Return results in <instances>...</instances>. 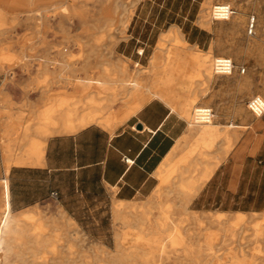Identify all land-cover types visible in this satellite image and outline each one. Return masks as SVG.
Returning a JSON list of instances; mask_svg holds the SVG:
<instances>
[{"label":"crops","instance_id":"crops-1","mask_svg":"<svg viewBox=\"0 0 264 264\" xmlns=\"http://www.w3.org/2000/svg\"><path fill=\"white\" fill-rule=\"evenodd\" d=\"M1 1L2 18L8 14L10 3L17 4V7L38 8L42 2ZM239 1L242 9L233 8L234 15L229 21H213L210 29L198 25L202 5L206 0H95L88 3L91 9L133 10L134 13L128 24L126 38L119 39L115 45L111 64H106L107 54L103 50L99 53L97 65L67 67L66 73L72 75L71 84L74 86V82L79 81L82 87H70V82L67 81L65 97L60 106L64 108L61 111L66 120L74 121L80 116L91 117L98 114L102 119L112 121L113 128L95 121L73 133L49 134L50 129L46 128L43 114L50 110L52 115L53 109L47 107L38 113L34 108L42 106L39 98L26 99L20 96L12 100L6 99V105H11L13 101L17 106L13 108L15 114L2 120L6 128L7 148L4 150L5 169L0 156V178L8 180L11 210L14 213L25 211L48 201L51 193L57 192V203L66 214L80 223L85 232L99 233L102 220L99 222L96 219L105 218L107 212L112 210L114 201L133 202L153 193L159 183L158 170L173 153V149L177 150L172 154L171 163L181 159L196 161L195 149H202L216 140V137L215 145L220 141L222 145L214 156L207 159L209 164L201 169L194 184L207 167L212 168L211 174L192 200L197 201L203 197L210 199L219 189L217 202L220 203H264V116L252 118L248 113L239 114V108L246 106L250 99L249 76L252 73L247 74V68L244 75L238 71L239 67H245L243 61L239 60V51L247 48L249 36L246 30L250 16L256 17V30L262 31L264 0L257 9L248 5L249 0ZM22 20L25 21V16ZM174 27L182 32L181 39L188 46H196L203 53L211 52L214 57L219 56L216 45L222 38L231 49L228 56L233 59L236 67L233 74L214 75L208 84L207 96L218 124L213 121L209 128L203 130L196 126L199 128L191 131L192 127L182 116L180 108L193 98L190 95L191 89L182 90L184 93L180 94V100L177 101L175 90L166 86L164 81H157L155 91L162 97L153 96V69L158 68L155 71L158 75L164 72L166 74L158 66L161 60L153 58L156 43L160 41L164 31ZM223 28L224 35L221 32ZM25 31V24L20 21L13 40L22 42L26 36ZM200 34L205 36L203 40L198 39ZM69 37L72 41L77 40L74 33ZM258 40L264 45V33L259 34ZM31 41L40 42L42 39L33 34ZM46 41L54 45L61 38L47 34ZM141 50L142 55H138L137 51ZM16 51L20 54L19 46ZM73 52L77 54L76 49ZM25 59L26 56L23 55V60ZM15 73H23L20 66ZM31 73L34 74L35 70ZM199 73L201 76L205 75L203 71ZM107 74L115 75V79L107 77ZM90 76L93 79L86 78ZM130 78L141 84L138 90L128 87L122 89L123 80ZM95 80L99 84H95ZM75 97H79L76 101L81 103L80 112L76 116L74 111L78 108L74 110ZM139 102V108L131 113ZM23 105L33 107L34 112L30 117L19 114L22 111L19 107ZM128 112L129 116L119 121ZM50 118L58 120L57 116ZM29 121L33 125L29 127V134H26V123ZM230 126L242 129L235 139L233 132L226 131ZM211 131L216 132L213 137L204 135ZM1 133L0 130V135ZM226 138L232 139L228 150ZM192 139V147L184 153ZM38 148L44 149L43 159L39 164L15 163L19 159L34 160L31 155L33 149ZM260 211H264V204L261 210H251V213L242 210L227 213L259 214Z\"/></svg>","mask_w":264,"mask_h":264},{"label":"rangeland","instance_id":"rangeland-1","mask_svg":"<svg viewBox=\"0 0 264 264\" xmlns=\"http://www.w3.org/2000/svg\"><path fill=\"white\" fill-rule=\"evenodd\" d=\"M59 1V3L51 1H42L38 8H31L29 6L17 7V4L10 3L11 7L8 9V14L4 15L3 17V25L0 27V130L2 132L0 135V156L3 160L4 169V150L7 148V146L5 133L6 128L2 120L6 116H12L13 114H15L13 108L17 107L13 104V101L11 102V105H6L4 101L6 99L12 100L13 98H18L20 96H23L26 99L39 98V100L42 102V106L34 108L36 111H38V113L39 111L50 107L54 111V113L50 116H57L58 118H60V112L57 109H64L60 106V104L61 100H64L65 97V89L67 86L66 82L69 81V86H73L71 84L72 75L63 73L62 71L64 68V63H69L75 66L97 65L99 62V53L105 50L107 54V57L105 59L106 64H111L113 56L115 55V45H117L119 39L126 38L128 29V26L123 27L120 25V17L127 16L131 19L134 13L133 10H96L89 8L88 3L93 2L95 0ZM207 2H209V4ZM57 3L59 5H64L65 7H67L70 14L69 16H71V19L73 18L71 20L73 23H71L70 25H66L67 27H65L63 31L64 33L59 32L57 30L58 27L56 19L52 18L49 19L48 22H45L40 17L42 13L41 9L43 7H54L57 5ZM220 3L229 4L235 9H242L243 7L240 5L241 1L239 0H206V2L202 5V10L199 19L203 14L207 13V18L209 19V26L205 27L198 24L201 28L210 29L211 24L213 22L210 16L211 7L214 4ZM262 3L263 0H249L248 5L253 9H257ZM1 4L2 1L0 0V5ZM50 14L52 15V13ZM23 16H25L24 22L22 20ZM77 18L80 19L79 22H77ZM20 21L25 24L26 36L24 40L19 43L17 41H14L13 39L16 36V31L19 28ZM23 26L24 25L22 24V28ZM261 28L262 31H258L255 28V36H249L246 41L247 48L245 47L246 49H244L243 51H239V60L243 61L244 66L247 68V74L252 73L251 75L249 74V86L251 88L250 98L252 96L259 95L264 99V45L261 44L258 40L259 34L261 32L264 33V24L261 25ZM172 29L164 31V35L162 34L160 41L156 43L153 58L156 57L161 60V63L158 64V66L161 67L160 70L166 71V74L164 72L162 75H158L155 73L158 68L155 67L153 69V91L157 89V87L155 86L156 82L165 81L169 76L171 69H174L176 67H180V70L183 72L182 74L184 75L197 74L196 68L191 62L186 64L185 67H182L180 65V59L183 58L189 60L190 54L192 53L190 49L194 51H198L199 49L196 46L191 45H189L185 50L178 48L175 45V42L172 41L173 39L169 37V32ZM187 29L189 30L190 27H187ZM221 32L224 35L225 29L223 28ZM72 33L77 35V40L72 41L71 38L67 36L68 34L70 35ZM180 33L182 35V32ZM33 34L39 35L42 41H31ZM47 34H53L55 36L59 35L60 38L62 36L61 41L54 45H51L50 42L46 41ZM204 38L205 36L203 34H200L198 39L203 40ZM18 46L20 47V54L16 51ZM216 46L220 54L219 56L231 58L230 56H228L231 52V49L225 42L224 38L219 39ZM73 49L77 50V54H74ZM23 55L26 56L25 61L23 60ZM109 56L111 57L109 58ZM213 58L214 56L211 53V66L209 71L205 72V75L198 76L193 79L178 80L171 87L173 90H175L176 94H174L177 98V101L180 100V94H183L184 90H192L190 95L193 96V98L191 99L193 100V104L191 106L190 115L186 117L182 114V116L184 117L183 119L186 122L190 121L194 106L211 107L207 93L208 84L210 80L214 77L212 70ZM17 66H23L22 74L11 73L13 69L17 68ZM32 70H35L34 74L31 73ZM58 75L62 76L63 78H66V81H64V79H57ZM107 77L111 78L112 80L115 79V75L113 74H107ZM160 77H164V79H161ZM52 78L57 81L46 84L42 83V80L50 81ZM86 78L93 79L92 76ZM73 87L80 89L82 87V84L79 81H75ZM97 87L100 86L97 85ZM101 87H103V85H101ZM85 92H87V90ZM78 98L79 97H75L73 101L74 110L78 108L76 114L74 113L75 116L80 112L79 108L81 106V103H78V101H76ZM80 98L82 99L81 96ZM19 108L22 110L19 114H21L23 117H30L31 114H33L34 112L32 106L23 105ZM242 113H248L252 118H255L247 110L246 106H244L243 108H239V114ZM51 119L54 120L53 118ZM214 123L218 124L215 119ZM222 124L228 125L229 123ZM31 125H33V122L31 121L26 123V134H29V127H31ZM209 126L210 125H208V127L200 126V129H206L209 128ZM195 128L199 127L194 126V129ZM241 130L242 129L226 128L227 132H233L237 135ZM225 140L227 143L226 150H228L232 143V139L226 138ZM216 141L217 137L216 140L212 141L208 146L203 147L202 149H195L196 154L194 156L198 159L196 161H190L189 159H181L171 163V165L169 166V171L172 169L173 173L170 175L168 182L163 183L160 177L157 176L159 183L153 193L148 197L141 198L137 201L124 203L122 205L123 208L121 209V214L128 217V214L131 211L135 212L139 210H144L145 208L143 207H147L149 202L154 199L155 196H157L159 199L163 198V192L165 193L163 189L166 187L171 188V194H164V196L167 197L170 201H174L175 203L178 202V199L182 194L188 193L190 195H193V186L195 185L194 183L196 178L199 176V172L203 167H205V165L209 164L207 159L214 156L217 149H219L222 145L221 141L217 142L215 145ZM193 142L194 140L192 139L190 144L185 148L184 153L192 147L191 145ZM209 152L210 156H208ZM223 161L224 159L221 161V163ZM1 179L2 178H0V180ZM219 193L220 190L218 189V191L216 190V195L210 196V199L208 197H203L197 201L192 200L191 203L188 205V210L201 211L203 213L215 211L234 212L242 210L250 211L251 213V210H261L264 204L262 201H233L220 203L217 202ZM1 194L2 192L0 183V215L2 212ZM118 203L119 202L114 201L112 210H105L108 211L105 218L96 219L99 222L102 220V224H100L99 226V233L89 234L85 232L80 223L76 222L73 219V221L76 223L78 237L81 240H70L69 245L67 244L66 240L62 237V229L59 226L54 228L51 225H46L45 232L48 236L53 237V241L47 247L39 249L34 257L27 255L24 264H31L34 261V264H41V260H43L42 257L46 259L47 263L53 264L54 260L51 251L52 247H57V245L62 246L58 248V251L62 253L61 255L64 256L67 261L74 262V264H106V259L104 255L100 252L102 249L115 252L117 250V245L120 244L121 248L127 249V252L129 253L131 251V247L142 246V242L137 240V237L141 234L140 228L133 225H123L121 224V221L117 219V217L114 215V207H116ZM60 209L62 208L57 203V200L49 199L48 201L30 207L25 211H41L42 215L45 218H54L58 216V211ZM262 212L263 211H260L259 215H248L254 217L255 220H261L264 222V213ZM170 213H174V216L172 217V220L169 221V225L164 227L160 235H175L181 240L183 239L185 242L188 236H191L194 233L198 234L194 236V239L196 238V240L193 239V243H191L192 245H189L187 241L185 242V245L189 246V249L192 250V257H190L187 261L183 260V257V259L181 260V264H264V234L260 236L254 235L252 227L254 223L249 225L250 227L247 226L239 231L240 233L238 238L241 237L240 239L242 241L240 246L238 239H233L232 236L231 239L226 240L224 242V239H227L228 236H230L229 231L226 232V230L224 229H221L222 231H220L216 226H212L210 228L211 231L209 230V232H219L217 235V239L214 242L216 245H219V249H215L214 251H212L213 257L210 260V258L205 256L206 253L203 250L205 243L203 236L204 234L208 233L206 232L207 229L203 227L205 231L202 232L201 230L204 229L197 230L195 229L196 227L188 225L186 222L181 223V221L185 219V215L181 210L176 209L170 211ZM66 215L68 218H71L68 214ZM158 216V212H154L153 219L158 220V218H156ZM30 227H33V225L31 224ZM152 232L155 233V229H153ZM157 233L160 232L157 231ZM185 245H183L182 247L184 248ZM69 246L71 247L69 248ZM238 249H241V253L239 254L237 253ZM231 250L233 254L236 253V255L239 256L238 259L229 257V252H231ZM138 256L140 258H135L133 262H126L125 264H135V262L140 261L142 255L139 253ZM255 256H260L261 258L255 261L253 258ZM8 260L13 264H21L20 260L15 257H10ZM166 264H175L174 257H171L166 262Z\"/></svg>","mask_w":264,"mask_h":264},{"label":"bare ground","instance_id":"bare-ground-1","mask_svg":"<svg viewBox=\"0 0 264 264\" xmlns=\"http://www.w3.org/2000/svg\"><path fill=\"white\" fill-rule=\"evenodd\" d=\"M45 2H60L59 0H42ZM57 3L54 7H43L41 9V19L45 22H48L49 19H56L57 20V30L59 32L64 33L65 27H67V24L73 23L71 20V16H69V11L67 7L64 5H59ZM209 4V2H207ZM62 4V3H61ZM212 9V7H211ZM81 12V11H80ZM52 13V15L50 14ZM77 13V11H76ZM83 13V12H82ZM73 15V14H72ZM129 15V14H126ZM78 16V15H76ZM207 13L203 14L199 20V24L201 26H209V19L207 18ZM210 16H211V10H210ZM74 17V16H72ZM83 17V16H81ZM119 20L120 25L123 27H127L130 21V18L127 16L120 17ZM212 19V18H211ZM77 22L80 21L79 18L76 19ZM83 20V18H82ZM81 20V21H82ZM3 25V18L0 15V27ZM58 35V34H57ZM59 36V35H58ZM66 36V34H65ZM69 36V34L67 35ZM169 37H171L173 42H175V45L185 50L188 45L186 42H184L181 39V34L178 29L173 28L169 32ZM62 38V36H61ZM68 38V37H66ZM65 39V38H64ZM210 58H211V52L210 53H203L201 51H194L190 54L189 60L187 59H180V65L182 67H185L186 64L191 62L193 66H195L197 71H203L207 72L210 69ZM213 61V60H212ZM63 73H66L67 67H72L75 65H71L69 63H64ZM18 67V66H17ZM181 67V68H182ZM22 69L23 66H20ZM16 69H13L11 72L12 74H15ZM197 73L196 75H184L183 72L180 70V67H176L174 69H171V72L167 79L164 81V84L168 87H172L178 80H185V79H193L195 77L201 76L200 73ZM57 79H64L66 81V78H63L62 76L57 77ZM57 80H54L53 78L50 81L42 80V83H53ZM95 84H99L98 80L93 81ZM128 87V89H139L141 85L135 80L126 79L123 80V88ZM153 96H161L160 93L156 92L153 93ZM169 100V99H168ZM141 102V101H140ZM138 103V105H135L132 108L131 113L134 112L133 110H136L139 108L141 103ZM169 102H171L169 100ZM193 104V100H187L186 104L181 107V112L184 116L190 115L191 106ZM196 106H194L191 114V119L188 122V125L191 128V131H194V126H208L213 123V121L209 124H196L194 122L193 118V111ZM60 113V118L58 120H52L50 118L51 111H46L43 116L45 119L46 128L48 127L50 129L49 134H52L54 132L57 133H73L77 129L82 128L86 126L87 124L91 122L97 121L98 123L105 125L108 128H113L114 123L112 121H106L100 117V115L95 114L91 117L86 116H80L78 119L75 118L74 121L71 119L66 120L65 114L62 113L60 109H57ZM77 110L74 111L76 114ZM130 112L127 114H124L120 117L119 121L125 120L127 116H129ZM62 121V123H60ZM233 128V126H230L229 129ZM203 130V129H202ZM204 134V132H203ZM216 134L215 131L207 132L204 135H208L210 137H213ZM237 137V134L233 133V138L235 139ZM208 146V144H206ZM205 146V147H206ZM44 149L38 148L33 149V156L34 160L30 158L26 159H19L16 160L15 163L17 165L19 164H39L41 160L43 159V151ZM177 149H173V153ZM172 153V154H173ZM172 154L169 155V157L165 160L164 164L159 168L158 170V176L160 177L161 181L163 183H167L170 175L173 173V170L171 169L169 171V165H171V157ZM9 165L7 164V168ZM212 171L211 167H207L203 173L201 174L198 182L193 186V195H190L188 193L182 194L180 198L178 199V202L175 203L174 201H170L167 197L164 196V194H171V188L166 187L163 189L165 193L163 192V198L159 199L157 196L152 199L147 207L144 210L139 211H131L128 214V217L121 214V209L123 208L122 205L124 202H119L116 207H114V215L121 221V224L123 225H133L137 226L141 230V234L137 237L138 241L142 242V246H133L131 247V251L128 253L127 249H122L121 245H117V250L115 252L108 251L102 249L100 252L104 255L106 259V264H125L126 262H133L135 258H138L139 253L142 255V258L140 261L135 262V264H166V262L171 258L174 257L175 264H181L182 259L187 261L190 257H192V250L189 249V246L185 245V242L187 241L189 245H192L193 239L195 235H198L197 233H194L191 236H188L187 239L184 240L178 238L175 235H169V236H163L160 235L164 229V227L169 225V221L172 220V217L174 216V213H170V211L173 210H181L183 211L185 215V219L181 221V223L186 222L188 225H192L196 227L195 229L201 230L205 227L207 229L206 234H204V247L203 250L206 253L205 256L210 258L213 257L212 251L215 249H219V245L215 244V240L217 239V235L219 232H209L210 228L212 226H216L220 231L221 229H224L229 231L230 236H228L227 239H224V242L226 240L232 238L238 239L239 246L241 244V237L239 236V231L252 223L253 227V233L255 236H260L264 234V222L261 220H255L254 217L249 216L247 213H227V212H197V211H190L188 210V205L190 204L192 198L196 194V191L202 186V184L205 183V181L208 179ZM1 183V192H2V201H1V208L2 212L0 215V264H13L8 259L10 257H15L20 260L21 264L25 263V259L27 255L34 257L36 255V252L44 247H47L50 245V243L53 241L52 236H48L46 234V225H51L54 228L60 227L62 229V237L66 240L67 244L69 245V241H80L81 239L78 237V232L76 229V223L73 221V219L68 218L65 211L63 209H60L58 211L57 217H51V218H45L42 215L41 211H22L19 213H14L11 210V205L9 201V185L8 180L4 179L0 181ZM161 196V194H160ZM154 212H158L159 216L156 217L158 220H154ZM264 213V211L262 212ZM121 214V215H120ZM260 214V213H259ZM254 214V215H259ZM183 215V216H184ZM180 216V215H179ZM33 225V227H30V225ZM186 224V225H187ZM181 227V226H180ZM208 227V228H207ZM250 227V226H249ZM214 228V227H213ZM155 229V233L152 232V230ZM217 230V229H216ZM223 230V231H224ZM32 231V232H31ZM160 232V233H157ZM202 232L205 231L201 230ZM211 231V230H210ZM213 231V230H212ZM200 236V235H199ZM196 240V238L194 239ZM185 245L183 248L182 246ZM62 247L60 245H57V247L53 246L51 253L53 254V264H74V262H69L65 259L64 256H62L61 252L58 251V248ZM71 246H69L70 248ZM228 248V247H227ZM237 253H241V249H238ZM216 254V253H215ZM218 254V253H217ZM212 255V256H211ZM205 257V258H206ZM229 257L238 259L239 256L229 252ZM140 258V257H139ZM254 260H258L261 257L255 256L253 257ZM43 260L41 264H49L46 262V259L42 257ZM35 261L31 264H34ZM39 263V262H38ZM134 264V263H132Z\"/></svg>","mask_w":264,"mask_h":264},{"label":"built area","instance_id":"built-area-1","mask_svg":"<svg viewBox=\"0 0 264 264\" xmlns=\"http://www.w3.org/2000/svg\"><path fill=\"white\" fill-rule=\"evenodd\" d=\"M234 15V9L231 5L220 3L214 4L211 9L212 21H229ZM255 24L256 17L250 16L247 26V35L255 36ZM143 50L137 51L138 55H142ZM235 64L233 60L225 56H216L212 61L213 74L216 76H231L235 70ZM239 74L244 75L246 73V67H239ZM248 111L255 117L261 118L264 116V99L255 95L252 96L246 102ZM193 118L196 124H209L214 121L215 113L211 107L207 106H196L193 111ZM127 162H129L127 160ZM51 199L57 200L59 195L57 192H53L50 195Z\"/></svg>","mask_w":264,"mask_h":264}]
</instances>
